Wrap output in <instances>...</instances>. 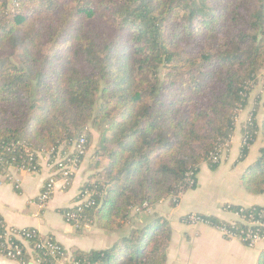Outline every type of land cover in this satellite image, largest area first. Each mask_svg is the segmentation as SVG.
Segmentation results:
<instances>
[{"label":"trees","instance_id":"16d2710c","mask_svg":"<svg viewBox=\"0 0 264 264\" xmlns=\"http://www.w3.org/2000/svg\"><path fill=\"white\" fill-rule=\"evenodd\" d=\"M14 4L20 6L15 16L6 14L8 0H0V53L18 57L8 63L0 55V171L6 165L37 171L38 157L20 158L25 149L66 152L85 127L105 126L104 146L95 153L104 163H96V180L82 188L94 192L93 204L77 225H95L116 234L117 242L103 250L72 252L70 259L166 264L167 222L156 218L137 228L134 209L166 200L173 205L195 188L202 164L214 170L222 162L216 150L232 137L264 69V0ZM62 4L72 7L63 10ZM63 38L71 41L69 47H60ZM256 108L241 134L248 133L249 147L259 136L263 145L240 184L247 193L262 195L264 111L259 124ZM91 138L87 133L88 149ZM248 151L241 149L239 161ZM75 210L72 206L63 216ZM228 211L237 220L200 216L210 227L231 233L261 231L246 222L250 216L264 222V207L228 206ZM5 228L0 216V244ZM40 237L11 239L21 249L14 262L40 258V264H52L45 250L36 248ZM3 247L2 257L9 251Z\"/></svg>","mask_w":264,"mask_h":264},{"label":"crops","instance_id":"0c3cea01","mask_svg":"<svg viewBox=\"0 0 264 264\" xmlns=\"http://www.w3.org/2000/svg\"><path fill=\"white\" fill-rule=\"evenodd\" d=\"M261 93V92H260ZM252 95V93H251ZM250 95L247 107L239 113L232 143L219 166L212 170L206 164L199 167L194 189L182 193L177 203L170 200L155 205L149 214L138 216L135 227L140 228L153 219H164L169 228L170 241L166 249V264H259L264 256V239L253 248L237 240L224 239L211 227H191L184 220L190 214L215 217L222 221L237 220L224 212L227 206L242 208L264 207V194L251 195L240 184L246 170L258 159L262 138L249 148L248 155L239 161L241 129L257 107L256 121L263 118V94ZM89 148L68 186L58 182L45 208L38 198L43 185L53 174L49 156L38 158V170L26 172L11 167L0 171V216L8 228L35 230L42 237H50L68 253L103 250L114 246L117 235L106 233L95 225H71L63 216L70 209L79 191L96 180V163L100 157ZM97 151V150H96ZM0 264H17L0 256Z\"/></svg>","mask_w":264,"mask_h":264},{"label":"built area","instance_id":"2783aa9c","mask_svg":"<svg viewBox=\"0 0 264 264\" xmlns=\"http://www.w3.org/2000/svg\"><path fill=\"white\" fill-rule=\"evenodd\" d=\"M18 7V5H16ZM249 120H246V122ZM248 133L244 132L241 134V149L243 147L250 148L247 141L249 139ZM232 143V137H230L229 140L225 142L222 146H219V148L216 150V155L220 158H224L226 154L229 151V148ZM88 140H87V129L85 128L75 139L71 140L68 143V148L66 152H61L60 150H54L51 149L49 152L41 151V152H30L29 150L25 149V156H22L20 158L27 159L28 161H32L35 157L39 158L42 155L49 156V162L50 166L53 169V174H51L47 180V182L43 185L42 191L39 195L38 202L39 206L41 208H45L48 201L51 199L55 186L58 182H62L63 186H68L70 184L71 178L77 171L79 164L81 160L86 155L88 148ZM51 154H54L53 157H51ZM213 156L211 158V161L213 163L217 162L218 157ZM2 164V163H0ZM30 164V163H29ZM11 167H15L18 170L26 171V172H34L30 171L28 169H25L24 167H16V166H10L6 165L3 166L2 170H7ZM191 175V174H190ZM189 186H192L194 184L193 180L188 181ZM94 195V192L92 190L88 189H81L79 193L77 194L75 198V202L73 204L74 207H76V210L67 216L64 217L65 221L67 223L72 222L73 224H77L79 218L81 217L80 214L83 213L85 208L90 207L93 202L89 200ZM178 199H174L173 203H177ZM153 207L143 204L140 207H137L134 209V213H150ZM224 212L229 213L228 206L223 209ZM231 214V213H230ZM234 217L238 218L236 214H232ZM184 222L191 226V227H199V226H207L210 227L200 215L197 214H190L185 217ZM249 226H255L261 228L260 232H252V231H246V232H240V233H231L230 231L226 230L222 227H211L219 234L227 240H237L241 243H243L248 248H253L261 242L264 239V222H260L258 220H255L253 217H248V221L246 222ZM34 233L38 234L35 230H17L14 228H8L6 226L4 230V234L2 238H4V243L0 244V246H5L6 250H9L7 255L4 256L6 259L10 261H14L18 255L21 253V249L19 247H16L12 245L11 239L16 240H24ZM39 235V234H38ZM41 238V237H40ZM36 248L45 250L44 256L50 257L52 264H79L78 262H74L70 259V253L66 251L61 245L56 243L54 240L48 237H43L40 239V242L36 245ZM41 260L40 258H36L32 261H30V264H40Z\"/></svg>","mask_w":264,"mask_h":264},{"label":"rangeland","instance_id":"374dc122","mask_svg":"<svg viewBox=\"0 0 264 264\" xmlns=\"http://www.w3.org/2000/svg\"><path fill=\"white\" fill-rule=\"evenodd\" d=\"M14 1L15 0H8V7L6 10L7 11L6 14L10 13L13 16H15V14H18V12H20V6L18 4H14ZM16 5H18V7H16ZM67 6L69 8L72 7V5L62 4L63 10H65L67 8ZM27 14H28V12H27ZM29 17L32 18L31 16H29ZM70 44H71V41L68 38H63L62 41L60 42V47H63V46L69 47ZM50 49H51V47H48V50H50ZM60 49L61 48H56V51L60 50ZM8 53H9V51L4 50L0 53V55H2L3 56L2 58H4L8 63L16 62V60L18 58L17 54L11 55ZM257 82H258L257 86L253 90L251 96L255 97L258 94L261 96V93H262L263 94V100H264V69L259 74ZM85 128L87 129V133H90L92 136L91 144H90L91 148H93L92 152L96 153V150H98L101 146H104V142H103L104 133H103V131L105 130V126H95V128H91L90 126H87ZM99 163L102 165L104 163V159L101 158ZM140 214H142V213H139V215ZM146 214H149V213H146Z\"/></svg>","mask_w":264,"mask_h":264}]
</instances>
